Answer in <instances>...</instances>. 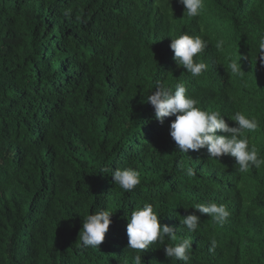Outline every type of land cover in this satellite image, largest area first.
<instances>
[{
    "label": "trees",
    "instance_id": "16d2710c",
    "mask_svg": "<svg viewBox=\"0 0 264 264\" xmlns=\"http://www.w3.org/2000/svg\"><path fill=\"white\" fill-rule=\"evenodd\" d=\"M186 32L208 41L189 93L226 121L230 100L247 107L259 121L247 135L264 154V0H204L195 18L180 0H0V264H131L127 224L145 203L178 232L145 250L144 264H185L165 253L184 238L190 264H264V167L241 174L207 147L182 153L152 120L146 97L157 80L181 81L168 43ZM240 57L244 75H230ZM127 167L141 173L132 191L100 171ZM201 203L230 216L204 214L191 233L180 216L200 215ZM104 207L105 240L81 246L83 216Z\"/></svg>",
    "mask_w": 264,
    "mask_h": 264
},
{
    "label": "clouds",
    "instance_id": "9594fccd",
    "mask_svg": "<svg viewBox=\"0 0 264 264\" xmlns=\"http://www.w3.org/2000/svg\"><path fill=\"white\" fill-rule=\"evenodd\" d=\"M180 3L185 7V16L189 18L198 17L204 7V0H180ZM170 43L168 45L174 52L177 80L181 79V81L176 82L174 86H169L160 80L156 81L155 90L146 97L153 106H148L152 120H157V126L163 131L170 127V136L182 153L187 154L189 150L199 151L207 147L209 157L220 159L219 161H229L225 163L234 166L241 174L253 167L260 170L264 167V154L260 153L255 144L250 143L249 135H247L258 130V119L248 115L250 111L238 100H230L231 104L225 111L229 114L226 121L219 109L208 110L199 106V101L189 93L185 84L188 83V75L197 78L207 70L208 62L201 61L199 54L208 47V41L200 35L194 36L186 32L173 37ZM223 46L224 41H216L215 47L218 51H221ZM158 49L162 50L160 46ZM258 50L261 56H264V37L259 39ZM167 51H169L168 46ZM226 68L230 75L243 76L245 73L241 65V57L231 59ZM244 88L247 91V86L244 85ZM222 99L227 100L223 97ZM159 121L164 124H160ZM218 132L223 134H217ZM100 171L110 174L113 177V183L124 191H132L141 183V173L132 167L115 170L104 168ZM185 171L188 176L194 175L191 167L186 168ZM194 208L200 215L192 213L180 216L182 226L191 233L198 231L201 216L204 214L210 215L215 222L221 224L230 216L224 204L201 203L196 204ZM112 213L113 211L104 207L83 216V227L79 234L81 246L100 248L112 223ZM177 232L173 227L161 224L160 215L154 210L152 203H145L142 207L135 209L127 224L129 237L127 248L136 252L131 264H144L145 250L157 242L164 245L166 238L177 241ZM217 246V241L212 239L210 250H215ZM192 248V240L184 238L174 245L167 244L165 253L170 259L190 264Z\"/></svg>",
    "mask_w": 264,
    "mask_h": 264
}]
</instances>
